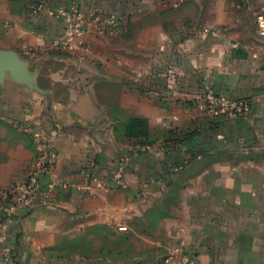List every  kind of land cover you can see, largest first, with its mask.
<instances>
[{"label":"crops","instance_id":"1","mask_svg":"<svg viewBox=\"0 0 264 264\" xmlns=\"http://www.w3.org/2000/svg\"><path fill=\"white\" fill-rule=\"evenodd\" d=\"M60 8L93 16L77 46H59L68 35V19L52 15ZM259 13L264 0H47L42 9L38 0H0V48L27 59L43 90L10 75L0 83V193L36 158L21 125L45 130L57 151L50 203L25 205L11 221L0 196V264L6 255V264H149L168 239L200 264H264ZM206 92L245 99L249 110L212 118L196 108L197 117L174 120ZM196 129L173 145L170 131ZM136 136L152 142L140 146ZM219 139L228 147H215ZM121 163L123 184L83 189L90 174L107 180ZM159 207L165 215H154ZM100 227L132 234V257L59 254L63 238Z\"/></svg>","mask_w":264,"mask_h":264},{"label":"built area","instance_id":"2","mask_svg":"<svg viewBox=\"0 0 264 264\" xmlns=\"http://www.w3.org/2000/svg\"><path fill=\"white\" fill-rule=\"evenodd\" d=\"M47 0H38V7H45ZM57 14L68 19V35L59 44L64 48L77 46V39L84 34L86 28L91 26V19L86 13L74 8H60ZM258 23L260 34L264 35V14L259 13ZM52 46L51 49H54ZM33 51V50H32ZM198 106L207 115H226L230 118L243 116L249 110V103L245 99L228 98L219 96L213 92H206L197 96ZM22 129L27 130L36 145L37 153L32 166L28 169L25 178L15 183L9 188L2 190L0 196L7 205L6 219L14 220L20 208L27 205H34L36 202L50 203L54 194L56 180L51 177L54 166L57 162L56 143L45 132V130L34 129L31 126L21 125ZM126 164L121 163L107 178L102 180L99 175L90 174V181L83 186L87 193L95 194V187H113L124 183ZM48 181L45 183V179ZM120 230H127L126 226H121ZM163 264H200L199 260L193 255L184 243L168 239L164 242ZM10 258L5 256L4 263Z\"/></svg>","mask_w":264,"mask_h":264},{"label":"rangeland","instance_id":"3","mask_svg":"<svg viewBox=\"0 0 264 264\" xmlns=\"http://www.w3.org/2000/svg\"><path fill=\"white\" fill-rule=\"evenodd\" d=\"M52 15H56V11H53ZM57 44H53L52 46H56ZM51 46V45H50ZM60 46V44H59ZM50 48V47H49ZM43 50L45 52H48V47H44ZM39 51V50H38ZM58 63V62H57ZM57 63H50L48 64V67H58ZM66 65L69 67H72V63L70 64L69 62H65ZM70 66H69V64ZM64 64V62H63ZM60 96L62 98L66 97L67 93L65 90V87L61 86L60 87ZM193 102L196 104V107L193 109H188L185 112L180 114L178 113L179 111H176V114L174 115V120H186L187 117L191 119L192 117H197V115L194 113L195 111H198L197 109L199 108L198 106V101L194 97ZM197 108V109H196ZM200 112L202 113L203 111L199 108ZM187 115V116H185ZM180 122V121H179ZM239 127H237L238 129ZM219 144H217L215 147L217 148H226L228 145L225 144L224 139H219ZM206 146V145H205ZM208 148L212 147V143L207 145ZM88 236L90 238H88ZM62 244H65V248L72 249V251H84V249H92L98 255V259L103 257V254L108 252L114 253V255L117 254L118 251L124 252V254L130 255L132 253V249L134 247V238H130L126 236V234H117L114 231L107 229V228H96L93 229L90 234H87L85 236L83 235H76V236H70L68 238H63ZM62 246V245H61ZM68 251V250H67Z\"/></svg>","mask_w":264,"mask_h":264},{"label":"trees","instance_id":"4","mask_svg":"<svg viewBox=\"0 0 264 264\" xmlns=\"http://www.w3.org/2000/svg\"><path fill=\"white\" fill-rule=\"evenodd\" d=\"M66 53V51H65ZM192 106H195V103L193 102V104L191 105ZM207 115V114H206ZM209 117H212V118H217V117H220V116H226V115H221V114H217V115H207ZM197 129L194 130V131H191V132H184V134H178L176 132H173V131H170L173 133L172 136L176 135L177 137L176 138H173V145L175 146H179V144L182 143V141L184 140V137H188L189 135L190 136H194L196 133H197ZM132 140H135V142L137 144H139L140 146H146L147 143H151L152 140L148 139L146 136H136L135 138H133ZM123 162V161H122ZM118 167V166H117ZM172 198V196L170 197V199ZM152 213V212H151ZM154 215H165V208L164 207H159L158 209H156L154 211ZM154 224V222L152 223L151 222V225ZM126 236L132 238V234H129V233H126ZM65 244H62V246L60 247V252L59 254L61 256H64V255H70V256H80V257H87V258H96L98 259V255H96V253L94 252V250H89V249H84V251H72V249H69V248H65ZM68 250V251H67ZM89 250V251H88ZM164 252V249L162 250V252L160 253V255H158L156 258H153V259H145L144 261L149 263V264H163L164 262V259L162 258V254ZM130 258L132 256L128 255V254H124V252L122 251H118L116 255H114V253L110 252H106L103 254V257L102 259L99 261V262H103V260L105 259H112V260H116L117 258ZM149 261V262H148Z\"/></svg>","mask_w":264,"mask_h":264},{"label":"water","instance_id":"5","mask_svg":"<svg viewBox=\"0 0 264 264\" xmlns=\"http://www.w3.org/2000/svg\"><path fill=\"white\" fill-rule=\"evenodd\" d=\"M7 75L31 89L43 91L36 82L37 74L30 71L29 61L15 50L0 48V83L4 82Z\"/></svg>","mask_w":264,"mask_h":264}]
</instances>
